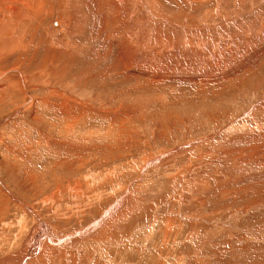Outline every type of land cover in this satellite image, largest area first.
<instances>
[{
  "label": "rangeland",
  "instance_id": "obj_1",
  "mask_svg": "<svg viewBox=\"0 0 264 264\" xmlns=\"http://www.w3.org/2000/svg\"><path fill=\"white\" fill-rule=\"evenodd\" d=\"M162 2L175 13L182 3ZM94 4L78 10L83 33L66 37L81 45L71 56L50 53L59 20L34 5L16 30L31 44L0 50L1 264L18 253L33 256L22 264H264V54L223 83L152 95L120 69L102 78L115 51L95 33L108 13L95 21Z\"/></svg>",
  "mask_w": 264,
  "mask_h": 264
},
{
  "label": "bare ground",
  "instance_id": "obj_2",
  "mask_svg": "<svg viewBox=\"0 0 264 264\" xmlns=\"http://www.w3.org/2000/svg\"><path fill=\"white\" fill-rule=\"evenodd\" d=\"M48 1L0 0V50L7 46L13 47L21 45L26 41H29L31 44L32 39L30 37H27V35L19 31L16 33V30H19V21L31 14L33 5L35 11L40 15L41 20L42 14H55L57 16L56 20H59L58 28L53 29L51 33H46L49 36V39H47L53 44L50 53L54 52V49H57L71 56V54H75L81 48V45L72 43L67 49L68 40L66 37L71 36L72 39L77 32H79L78 35L83 33L84 28H82V23L86 18V14L83 12L82 15H79L78 10L81 9V5H84L86 9H91L90 5L92 0H77L81 1L82 4L76 8L71 5L72 0H52V4H49ZM180 1L182 3L178 6V11L175 13V11L169 10L162 0H95L93 6L96 19L94 18V20H98L97 12L99 11L101 13L103 8L108 13L106 18H99L95 33L96 35L105 33L104 39L106 40L107 48L113 50L112 54L115 51V57L113 55L115 62L113 58L111 61L112 65L107 67L109 66L108 64L106 69H104L102 78H110L115 75L117 69H120L124 73L127 72V75L123 76L124 78L122 77V81H131L135 82V85H138L140 78L142 80L140 84H142L146 91L150 90L152 93L159 88L161 93L167 87L179 85L183 82H193L196 84L195 86H199L197 87L198 89L210 83H223L230 79L232 76L231 73L234 71H240L251 66H258L256 65L257 60L264 54V23L262 17L264 13L262 11L263 9H259V5H262L264 0H260L259 4H256L254 0ZM35 3L39 6H47L48 10H43ZM230 7L231 10L229 9ZM53 8L54 10L51 11ZM197 11H200L198 17L194 14ZM244 14L246 17L251 15L252 20H248L251 21L248 22L245 19L243 28L239 20H241ZM60 36H63V38ZM253 36H258L263 40L257 46H250L249 50H247L245 47L249 45V39ZM43 39L45 38L39 34L33 47L37 48L41 43L40 40ZM43 52L46 53V49H43ZM59 54L57 53V55ZM99 57L101 59L104 58L102 56ZM17 63L20 67L27 64L23 61ZM59 71V68L55 66L52 69V74L56 75ZM5 76L6 74L0 76V80L6 78ZM81 77H83V74ZM200 79L204 82L203 84H200ZM13 82L16 87L27 92L26 79L22 74L18 73L17 77H14ZM135 85L131 88H135L137 86ZM258 108L264 110V102H261ZM119 111L122 112L120 114L121 116L126 114L125 112H128H123L122 107L121 109L119 108ZM68 188L67 190L75 189ZM121 203L118 204V207L122 205ZM25 208L26 212H29L27 211L29 210L28 207ZM115 208L116 206L114 210ZM111 211L109 210V212ZM108 213H106V216ZM46 228L47 233L45 232L46 238L44 237V242L47 241L49 244L51 241L54 242L53 240L57 236L55 233L53 235L51 234L49 227ZM22 229L24 228L22 227ZM61 243L64 242L62 241ZM79 245L83 244L79 242ZM91 245L98 246L97 243H92ZM33 252L31 255H35ZM16 255L18 256L15 257L14 255L12 256L13 258L8 257V259L5 258L6 260L3 259L5 260L4 264H22L24 258L28 261V258L31 257L26 258V253L24 255H20V253ZM38 259L40 260V258ZM108 263L110 264L109 261L106 264Z\"/></svg>",
  "mask_w": 264,
  "mask_h": 264
}]
</instances>
